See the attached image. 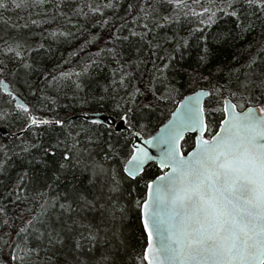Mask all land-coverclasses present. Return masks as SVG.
<instances>
[{"label": "snow or ice", "instance_id": "obj_1", "mask_svg": "<svg viewBox=\"0 0 264 264\" xmlns=\"http://www.w3.org/2000/svg\"><path fill=\"white\" fill-rule=\"evenodd\" d=\"M71 14L85 22L59 12L84 37L75 63L61 56L49 69L52 46L28 23L0 32V89L23 123L18 142L0 144V264H264V0H80ZM222 19L232 27L213 30ZM229 43L239 44L231 61L212 64L213 48ZM191 48L195 64L181 63ZM180 74L202 84L140 143L135 129L174 99ZM61 99L111 100L127 134L76 124ZM189 130L198 135L185 155ZM149 162L167 171L149 178Z\"/></svg>", "mask_w": 264, "mask_h": 264}, {"label": "trees", "instance_id": "obj_2", "mask_svg": "<svg viewBox=\"0 0 264 264\" xmlns=\"http://www.w3.org/2000/svg\"><path fill=\"white\" fill-rule=\"evenodd\" d=\"M8 7L6 9L0 8V32H8L12 34L16 31V29L12 28V24L19 23L29 24V31L33 33L39 34L40 32L45 33V42L51 44L52 46V53L48 64L46 65L49 69L53 66V63H59L61 56L73 59L75 63V59L69 57V53L73 50H78L79 46L83 43L84 37L79 35L77 24L73 26L69 24L65 17L59 15V12H67L69 13L71 19L73 21H79V23H85L84 20L80 17L74 16L71 14V9L75 7L80 0H44V3L37 4L33 7H25L21 6L20 8L15 7L11 0H7ZM19 3L20 0H17ZM31 20H39V21H46L44 23H40L37 25H32ZM86 27L88 25H85ZM187 26V24H186ZM232 24L228 20L222 19L221 22L213 26V30L219 29H227L231 28ZM53 29H62L64 31H70L76 33L75 38H68L67 40L61 39V42L53 41L51 38L47 37V33ZM242 43V42H241ZM239 47V44H225L216 46L213 48V52L211 55L212 64L215 63H228L231 61L232 54L236 51ZM95 51V45L91 46L88 49L89 54ZM197 49L191 48L188 52L185 53V60L181 61L183 64H195L197 59ZM71 65H65V68H69ZM111 67H115L114 64ZM99 71V79L104 80L106 77L111 76V71L107 64L98 70ZM9 81L10 85L13 87L14 90H18V95H20L26 102H33V97L30 95L26 87L23 85L22 81L13 80L11 77H6ZM33 80L37 79L36 76L32 77ZM175 86L178 89V94L174 96L173 100H166L159 102L154 110L151 112L149 118L143 121L145 125L143 128H136L135 130L141 132L144 136H150L155 133L158 128L170 117L171 112L175 108L177 102L186 94L195 91L198 89V85H201L202 82L195 79H189L187 75L180 74L175 77L174 80ZM97 94L100 93L99 89H97ZM123 95V92L121 93ZM9 98L6 94L0 89V112H7L9 113L7 118H0V124L6 126L11 132H17V129L23 126L22 120L18 119L16 113L12 111V108L9 107V104L5 103L6 100ZM151 100V97H148ZM145 101V97L140 96L137 99V103H141ZM14 104V102H12ZM61 105L64 103H68L69 107L67 109H60V114L62 116L74 115L81 112H96V111H103L108 114H112L116 116L118 119L120 118L119 112L115 109L113 102L111 100H106L99 103H90L88 105H79L76 103H72L66 99L60 100ZM213 106L215 107V101H213ZM222 119L221 113H216L213 117V120L218 122ZM76 124H86L93 128H98L100 131H104L108 129L109 126L105 124H94L93 122L86 121L82 118L73 119ZM114 129V127L112 126ZM218 129L212 127L208 134L211 132L217 131ZM116 134H127V130L122 132H117ZM185 140L187 143H185ZM18 142L17 136H10V135H3L0 133V144H12ZM195 145V134H188L182 142V148L184 152H187ZM145 171L148 174L149 178H154L155 176L159 175L163 172L162 169L158 167L156 163L149 164ZM144 237H141V243H144Z\"/></svg>", "mask_w": 264, "mask_h": 264}, {"label": "water", "instance_id": "obj_3", "mask_svg": "<svg viewBox=\"0 0 264 264\" xmlns=\"http://www.w3.org/2000/svg\"><path fill=\"white\" fill-rule=\"evenodd\" d=\"M9 82V81H8ZM10 84V83H9ZM198 89H196L195 91H197ZM2 91H3V89H2ZM4 92V91H3ZM192 92H190V93H188V94H186V95H184V96H188V95H190ZM20 96V95H19ZM184 96L180 99V100H182L183 98H184ZM20 98L22 99V100H24L21 96H20ZM207 98H205V100H206ZM179 100V101H180ZM179 101L177 102V104H176V106H175V108L173 109V111H175V109L177 108V107H179L180 105H179ZM172 111V112H173ZM171 112V113H172ZM72 118L73 119H79V118H82V119H84V120H86V121H89V122H94V121H96V120H99V121H101V124H105V125H108V126H113L114 127V129H116V130H118V132H122V131H125V130H127V126H126V123L124 122V121H122L120 118L118 119L116 116H114V115H112V114H108V113H106V112H103V111H96V112H90V111H86V112H81V113H77V114H74V115H72ZM170 119H172V117H171V114H170V117L158 128V130L155 132V133H153L151 136H155V135H157L159 132H160V129H161V127L162 126H166L167 125V123H168V121L170 120ZM135 131H137V130H135ZM139 132V131H138ZM0 133H2L3 135H10V136H15L14 134H17V132H11L6 126H4V125H1L0 124ZM141 133V132H140ZM188 134H195V136L196 135H198V133H193L191 130H189L188 132H186L185 134H184V139H185V137L188 135ZM18 135V134H17ZM148 137L149 136H143L142 134L140 135V137H139V142L140 143H144V141L145 140H147L148 139ZM182 142H183V140H181L180 141V144L182 145ZM147 147L149 148V151L150 152H152L153 153V155H157L158 154V149H154L151 145H147ZM194 147H195V145H194ZM194 147H192L190 150H188L187 152H184L185 153V155H187L189 152H191L192 151V149L194 148ZM182 150H183V148H182ZM152 163H156V162H149V164H152ZM148 164V165H149ZM157 165H158V163H156ZM148 165H146L145 166V168L148 166ZM159 167V166H158ZM163 170V172H166L167 171V169L165 168V169H162ZM162 173H160L159 175H161Z\"/></svg>", "mask_w": 264, "mask_h": 264}, {"label": "rangeland", "instance_id": "obj_4", "mask_svg": "<svg viewBox=\"0 0 264 264\" xmlns=\"http://www.w3.org/2000/svg\"><path fill=\"white\" fill-rule=\"evenodd\" d=\"M142 134V133H141ZM143 135V134H142ZM144 136V135H143ZM151 136V135H150Z\"/></svg>", "mask_w": 264, "mask_h": 264}]
</instances>
